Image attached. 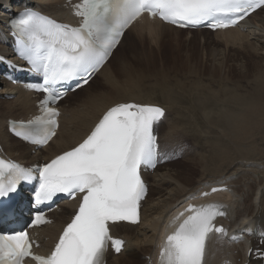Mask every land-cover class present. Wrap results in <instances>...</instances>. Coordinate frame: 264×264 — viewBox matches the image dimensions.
Instances as JSON below:
<instances>
[{"label": "snow or ice", "instance_id": "6c2138e0", "mask_svg": "<svg viewBox=\"0 0 264 264\" xmlns=\"http://www.w3.org/2000/svg\"><path fill=\"white\" fill-rule=\"evenodd\" d=\"M261 7L264 0H82L75 6V14L82 17L79 27L25 8L17 14L13 35L19 55L43 76L42 85L28 87L46 96L41 101L43 115L27 126L20 125L19 130L14 125L13 131L34 144H47L60 115L49 105L71 90L65 87L71 81L86 84L107 60L123 30L143 13L180 27L207 24L215 29L234 26ZM164 116L158 106L119 104L104 114L82 143L39 168L33 207L59 193L72 197L79 193L78 212L47 256L33 252L27 231L0 234V264H25L26 258L35 264H106L109 245L119 253L124 241L110 235V224L138 222L140 201L147 192L140 169L158 162L153 132ZM32 179L30 169L0 159V198L10 197L21 181ZM186 211L191 214L167 236L161 252L163 264H202L208 234L224 232L213 223L225 215L220 206L190 205ZM45 222L42 212L36 211L31 224Z\"/></svg>", "mask_w": 264, "mask_h": 264}, {"label": "bare ground", "instance_id": "6f19581e", "mask_svg": "<svg viewBox=\"0 0 264 264\" xmlns=\"http://www.w3.org/2000/svg\"><path fill=\"white\" fill-rule=\"evenodd\" d=\"M64 1L0 0V54L8 56L10 53V50L2 45V30L5 31L6 24L13 17V14L23 9V4L36 2L49 15L65 19L68 17V13L63 8ZM244 28V31L232 29L224 33L214 34L219 36L218 38H226V43L220 44L213 38V41L209 39L206 44H211V48L216 54L220 52V48H230L231 44H236L245 53H252L257 60L261 58V62H263L264 8L254 13ZM172 32L183 33L186 31L177 30L160 23H150L146 20L131 27L99 74L86 87L79 89L65 99L66 102L72 96L74 98L80 94L84 95V92L90 89L86 96L79 97L80 99L73 103L69 101V105L60 107L62 115L56 138L48 147L36 154H32L30 147L11 137L6 128L9 119L26 120L30 115L35 114V104L38 99H35L31 93L23 92L21 89L11 86L0 77V143L6 156L27 165H32L41 160L50 161L74 148L90 135L100 119L110 109V106L126 102L158 104L166 109L165 120L158 127L159 130L162 129L165 121H168L170 116L172 117V123L164 128V132H167L163 134V137H165V142L169 144L165 150L171 149V146L181 149L188 140H191L195 152L209 149L205 154L188 155L186 159H182V162L177 161L158 167L153 174L147 176V179L151 181V188L143 209V220L137 227L128 225L114 227V234L126 239L127 244L126 251L115 257L111 264L152 263V254L166 215L176 205L187 200L189 196H193L197 191L212 185H228L232 190L233 195L230 202L232 208L228 220L225 221L226 225L251 238L260 233V230H255L256 227L264 230V160H260L264 158V149L258 148L259 142L264 141V67L258 73L259 76L256 74L258 80H255V84L248 81L251 85L250 96L254 100L248 98V100L243 99L242 101L238 97L216 100L208 93L206 95L200 92L187 94L186 90L180 86V82V93L167 89L162 90L159 97H153L135 92L136 89L140 90L141 88L135 85L136 82L142 83L147 78L154 79L162 75L163 71L165 74H170L167 71H172L155 70L152 77H144L135 81L130 77V68L135 63L137 48L144 41L157 44L160 47L161 42L164 43V35ZM199 33L206 37L212 34L209 31L189 32V34ZM132 40L134 44H131L130 47L132 55L135 54V59L124 60L117 65L116 72H112V70L109 72L113 60L126 43ZM229 62L231 61H223L222 66L228 65ZM258 66L255 65L254 67L257 68ZM254 67H252V63L248 62L245 70L237 71L239 72L238 79L241 81L247 79L250 70ZM101 77H104V80L103 78L100 79ZM98 78L101 80L99 81L101 84L98 85V88L95 87L94 91L93 86ZM133 87L134 89L131 91ZM11 95H14V98L9 100L8 97ZM235 106L241 107L240 113L236 114L230 109ZM216 107L218 111H216ZM195 152L193 153L195 154ZM186 161L189 162L188 165L181 166ZM219 196L225 197L228 201V194L217 195L218 198ZM232 198L236 199L235 202L232 201ZM75 209V203L64 204L61 211L53 215L55 224L43 228L39 232L38 236L43 251L48 247L52 249L55 246L60 232L70 220L68 215L73 214ZM241 248L242 246L227 248L224 243L211 240L205 264H227L229 261H232L233 264H240L238 259H245V252L242 253ZM236 251L239 253L235 254ZM143 256H145V260H143ZM147 256L149 259L146 260ZM251 264H260V261L253 260Z\"/></svg>", "mask_w": 264, "mask_h": 264}, {"label": "rangeland", "instance_id": "374dc122", "mask_svg": "<svg viewBox=\"0 0 264 264\" xmlns=\"http://www.w3.org/2000/svg\"><path fill=\"white\" fill-rule=\"evenodd\" d=\"M218 37L219 36H216L214 34H211L208 37H206L201 33L199 34H189L187 32L166 33L164 35V40H163L164 43L161 42L160 47H158L157 44L150 42L148 43L145 41L142 44H140L139 47L137 48L138 51L136 52L137 53L136 57L135 54L132 55L131 53L132 49L130 47L131 44H134V41L133 40L128 41L129 43L128 42L126 43V45L122 48L118 56L113 60L109 72L111 70L112 72H116V68L119 63L123 62L124 60L128 61L131 58L133 59L135 57L137 60L134 58L135 63H133V65L130 68V77L135 79V81L144 77H152L155 70L158 71H160L161 69H166L165 71L172 70V71H167L170 74H165V72L163 71L162 75H159L154 79L147 78L144 82L142 83L139 82L140 84L136 82L135 85L141 87L142 89L141 88L140 90L136 89L135 92L138 93L140 92L142 94H145L144 96L159 97L162 90H167V89H171V91L173 92L180 93L179 88L181 86L186 90L187 94L200 92L206 95L208 93L209 95L215 97L216 100H219L221 98L229 99L232 97H238L242 101L243 99L248 100V98L250 100H254L250 96L251 92L249 91L251 85L249 84L248 81H252L254 84L256 83V81L258 80L256 74L257 76H259L258 73L262 71L264 67V60H262L263 62H261V58H259L260 60L259 59L257 60L254 54L249 52L245 53L240 48V46L236 44H231L230 48L229 47L220 48L221 54H219L220 53L219 52L218 55L212 50L211 44L210 45L206 44V42H208L209 39L210 41H213V38L220 44L227 42L226 38H218ZM155 41L158 42L159 40H155ZM204 42L205 44H203ZM157 49L159 50L157 51ZM228 60H230L231 62H229L228 65L226 64L223 67L222 66L223 61L226 62ZM248 62L252 63V67H254L255 65L256 66L260 65V66H258L257 68L254 67L255 69L252 68L249 72V77H247V79H244V81H241L238 79L239 72L237 71L245 70V67ZM254 70L255 72H253ZM175 71H179V72H175ZM219 77H221L222 80L219 79ZM102 78L104 80V77H101L100 79ZM100 79L98 78V80L95 82L96 84H94L93 86L94 91H95V87L98 88L99 87L98 85L101 84V82H99L101 81ZM179 82L181 84L180 86H179ZM133 89L134 87L131 89V91H133ZM89 91L90 89L84 92V95L86 96V94ZM84 95L80 94L74 98L72 96L71 98L68 99V103L67 101L64 103V106L69 105V101L70 103H73L75 102V100H79L80 99L79 97ZM230 109L233 110L236 114L241 112L240 106H235L234 108L231 107ZM216 111H218L217 107H216ZM169 118H170L169 121H166L168 122V124L166 123L164 128L167 127L166 125L172 123L173 121L172 117L170 116ZM164 128L158 130L161 137L164 134L165 131ZM257 143L258 142H256V144ZM184 146H185L184 149L185 153L183 151H180L181 154L180 158L173 161V163L177 161L182 162L184 159L187 158L186 156L188 155H192V156L199 154L201 155L209 151V149H207L202 152H195L194 147H192L191 145V140L190 141L188 140ZM258 148L262 150L264 149V141L259 142ZM191 152L192 153L195 152V154L194 153L192 154ZM260 160L262 161L264 160V158H261ZM188 163L189 162L186 161L181 166L183 167L187 166ZM232 195L233 194L228 195L229 200H231ZM235 200H236L235 198H232L233 202H235ZM144 259L145 258L143 256V260ZM113 260L110 261V264Z\"/></svg>", "mask_w": 264, "mask_h": 264}]
</instances>
